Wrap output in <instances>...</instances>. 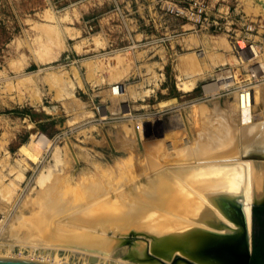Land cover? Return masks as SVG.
I'll return each mask as SVG.
<instances>
[{
  "label": "rangeland",
  "instance_id": "1",
  "mask_svg": "<svg viewBox=\"0 0 264 264\" xmlns=\"http://www.w3.org/2000/svg\"><path fill=\"white\" fill-rule=\"evenodd\" d=\"M250 45L255 56L246 51ZM244 85L251 91L245 110L241 106L246 99L239 97ZM256 126L264 132V0H0V250L9 249L15 258L44 257L49 264H141L123 259L129 238H137L148 242V254L167 264L176 256L185 260L186 253L172 248L194 246L215 233L212 228L220 230L212 227L218 222H206L219 210L208 198L227 194L199 195L193 189L194 201L206 198L210 208L205 221L186 214L178 217L179 227L157 232L125 218L138 209L132 194L141 200L147 194L143 189L138 193L136 186L157 171H167L165 166L168 171L189 168L190 154L192 162L206 157L220 165L257 169L264 163V144L247 133ZM186 158L188 164L183 163ZM133 181L138 184H128ZM83 191L90 203L81 202L87 198ZM115 191L122 198L132 196L133 203L127 196L117 200ZM60 199L70 201L67 215L54 212L55 202L67 201ZM119 200L129 204L122 205L129 215L120 212ZM93 201L130 223L112 220L122 224L116 231L110 214L99 209L97 225L105 215L111 219L109 227L103 223L107 228L95 226L96 234L86 223L92 218L89 211L98 209ZM79 203L89 204L80 209ZM52 212L57 220L74 224L70 232L93 231L95 238L113 241V247L103 250L101 245L33 234L37 218L49 229L56 225L44 218ZM73 224L61 223L59 230L65 233Z\"/></svg>",
  "mask_w": 264,
  "mask_h": 264
},
{
  "label": "bare ground",
  "instance_id": "2",
  "mask_svg": "<svg viewBox=\"0 0 264 264\" xmlns=\"http://www.w3.org/2000/svg\"><path fill=\"white\" fill-rule=\"evenodd\" d=\"M244 53H245V51H244ZM224 84V83H223ZM227 85V84H226ZM242 110V112H241V114L242 113H244L243 111L245 110H243V109H241ZM247 111V110H246ZM260 126V125H259ZM259 126H256L254 129H253V131L251 132V133H249V132H247L248 133V135L249 134H251V135H249V136H252V139H260V140H262L263 142H262V144H264V132H263V127H262V129H261V127H259ZM244 133L242 132V134H241V136L243 135ZM225 135V134H224ZM248 135H245V136H248ZM226 136V135H225ZM220 139H221V137H219ZM225 138V137H224ZM227 138V137H226ZM241 139H243V138H241ZM223 140V139H222ZM260 140H255L256 142L257 141H260ZM212 141H214V140H212ZM218 141H219V139H218ZM230 141V140H229ZM234 141H236V140H234ZM234 141H232L233 143H234ZM215 142H217V141H215ZM214 142V143H215ZM239 141L237 140V143H238ZM223 143H226L225 141L223 142ZM233 143H231V144H233ZM237 143L235 142V144L237 145ZM216 144V143H215ZM226 144H228V143H226ZM251 144V143H250ZM262 144H259V145H262ZM210 146H212L211 144H209ZM209 145H207V147L209 146ZM223 145V144H222ZM252 145V144H251ZM256 145H258V142L256 143ZM203 146H205V145H203ZM202 146V147H203ZM226 146V145H225ZM233 146H235L234 144H233ZM223 147V146H222ZM227 147V146H226ZM225 147V148H226ZM250 147V146H249ZM210 147H208V149H209ZM218 148V147H217ZM221 148V147H220ZM225 148H223V149H225ZM263 149H264V146L262 147ZM211 150H213V148H210ZM209 149V150H210ZM215 149V148H214ZM227 149H230L229 147H227ZM208 150V151H209ZM232 150V149H231ZM217 151V150H216ZM263 151V150H262ZM262 151H260L259 150V152H262ZM257 151H255V153H256ZM182 154H183V152H182ZM203 154V153H202ZM179 155H181V154H179ZM185 155H188V154H185ZM204 155V156H203ZM203 155H201L200 157H202L203 156V158L206 156L205 154H203ZM190 156H191V154L190 155H188L187 157H189L188 159H189V161L190 162H188V160H187V158L185 159V160H187L186 162H183V163H189L190 164V166H189V168H187V167H185V168H180V167H174V168H179V170H175V171H172V170H174V169H172L170 172L168 171V168H167V166H165L166 165V163H162L165 167H166V169H167V171L166 170H161L160 172H155V173H159L158 175H153L152 176V178L150 177V176H148V178H146V180L145 179H143V180H145V181H143V180H140V181H142V182H140L141 184H138V182L136 183H134V181L133 182H128V184H130V183H134V184H130V185H134V186H136L135 184H138V185H140L139 187H138V185L136 186V191L138 192V191H140V190H142L143 189V191L142 192H146L147 194L145 195V192L143 193L145 196H143V195H139V198L141 197V196H143L142 197V200H141V198L140 199H138V197L135 195H133L132 194V196H133V198H137L138 199V202H140V203H138L137 202V200H135V199H133L134 201H135V203H137L135 206H137V210H136V212L135 213H133L132 215H130V216H127V217H125L126 219H129V221L132 219V218H135V219H133L134 221H136L137 220V222H134V221H132V224H133V222L134 223H136V225H137V227H139V226H144V227H148L150 230H153V231H157V232H161V231H163V230H165V228H168V227H170V226H172V227H174V228H177V227H179V225H181L180 224V219L178 218L179 216H187V215H189L190 216V214H191V216L194 218L195 216H196V218H198L201 222L203 221H205V215H204V213L205 212H211L210 211V208H209V206H207V204H205V203H207V201L205 200V199H203L202 201V203L200 202V203H196V200L194 201V196L192 195V191H193V189L194 190H196L197 191V193L199 194V195H203V194H205L206 192H210V191H213L212 193H208V195L210 196V195H212V194H215V193H217L218 191L219 192H221V193H224V194H227L228 196H231L232 197V195H238V194H241V198H240V200L242 201V204H243V206H244V208L246 209V210H248V205L251 203V201H253V200H255V198H257L258 196H261L262 194H263V192H264V188H263V183H264V172L262 171V170H260V168H259V175H258V173L257 174H255V171L258 169V167H257V169H256V167H251V168H247L249 165L248 164H250L249 162H248V164H247V162H246V164L248 165V166H244V165H241L240 163H231V164H216V163H212V162H210V161H208L207 160V158L205 157V160L204 159H202V161H200L199 159V161L197 162V161H195L196 162V164L194 165V164H192V163H195V162H192L191 161V158H190ZM197 156H199V155H197ZM229 156H231V155H229ZM263 156V155H262ZM227 157V156H226ZM199 158V157H198ZM184 159V158H183ZM154 160V159H153ZM179 160V159H178ZM152 161V160H151ZM204 161L205 162H207L206 164H202L201 166H198V163L199 162H203L204 163ZM223 161H225V159H223ZM222 161V162H223ZM155 162H157L158 163V161H155ZM166 162V161H165ZM169 162H171V161H169ZM175 163L174 164H176L177 163V165H178V162H176V160L174 161ZM222 162H220V163H222ZM157 163H154V161H153V164H157ZM182 163V161H180L179 162V164H181ZM187 163V164H188ZM148 164H150V163H148ZM171 164V163H170ZM173 164V165H174ZM157 165H160V164H157ZM182 165V164H181ZM197 165V166H196ZM162 166V165H161ZM169 166V165H168ZM192 166V168H190ZM194 166H196L195 168H194ZM252 166H253V164H252ZM157 167H160V166H157ZM142 168H144L145 169V167H142ZM141 168V169H142ZM161 169H163V166H162V168ZM181 169H184L185 171H181ZM140 170V169H139ZM143 170V169H142ZM251 170V171H250ZM148 171H150V170H148ZM136 172H138V171H136ZM151 172V171H150ZM132 173H134V172H132ZM155 173H153V174H155ZM152 174V173H151ZM134 175H136L135 173H134ZM145 177H146V175H145ZM144 177V178H145ZM131 178V177H130ZM42 179V178H41ZM132 179H133V176H132ZM142 179V178H141ZM148 179V180H147ZM91 180V179H90ZM93 180H95V179H93ZM137 181H139V180H137ZM111 183V182H110ZM113 184V183H112ZM128 184H126L127 186H128ZM99 185V184H98ZM122 185H125V184H122ZM122 185H121V188H122ZM125 185V186H126ZM129 185V188L128 189H130V188H134V186H130ZM126 186V187H127ZM113 187V186H112ZM137 187L138 188H140V189H137ZM70 188H72V187H70ZM110 188V187H109ZM117 187H115L114 189H116ZM125 188V187H124ZM123 188V189H124ZM66 189V188H65ZM89 189H91V190H93V187L92 188H89ZM111 189V188H110ZM127 188H125V190H126ZM87 190V189H86ZM101 190V189H100ZM134 190V189H133ZM134 190V192H136ZM73 191V189L71 190V192ZM81 191V190H80ZM85 191V190H84ZM83 191V194H85L86 196H87V198H85V200H82V199H79L82 203H84V202H86V201H89L90 200V195H87V192H84ZM102 192H103V190H101ZM121 192H123V190H120ZM120 191H118L119 193H121ZM191 191V192H190ZM73 192H77V191H73ZM89 192V191H88ZM92 192H94V191H92ZM99 192V191H98ZM111 192V191H110ZM116 193V191L113 193V197H115L114 196V194H116V199L118 200V199H121L122 198V196H120L121 194H119V193ZM125 192V191H124ZM127 192V191H126ZM125 192V193H126ZM104 193V192H103ZM138 193H140V192H138ZM138 193H136L137 195H138ZM43 194V193H42ZM96 194H97V192H96ZM102 194V193H101ZM117 194H119V197H118V195ZM128 194H130L129 192H128ZM207 194V193H206ZM72 195V194H71ZM74 195V194H73ZM123 195V194H122ZM84 195H82V197H83ZM98 197H100L99 195H97ZM96 195H92V198H94V197H97ZM104 196H106V195H104ZM104 196H102V197H104ZM112 199H113V197L111 196V195H109ZM109 196H108V200H109ZM126 196L129 198V195H127V193H126ZM126 196H123V198L125 197V201H126ZM131 196V197H132ZM82 197H80V198H82ZM97 197V198H98ZM130 197V198H131ZM65 198V197H64ZM83 198V199H84ZM105 198V197H104ZM122 198V199H123ZM127 198V199H128ZM130 198L128 199V200H130ZM208 198V197H207ZM87 199V200H86ZM111 199V200H112ZM116 199H115V201L114 200H112L113 201V203H112V206H113V204L115 203H118V202H116ZM211 197L210 198H208V201H209V203H211ZM61 200H64V201H66V203L64 202V201H62V202H64L63 204H56V202L54 203L55 205V213H58V214H65V210L68 208V205H69V203L68 202H70L68 199H60V200H58L59 202H61ZM93 200V199H92ZM91 200V201H92ZM101 201V203H102V200L104 201V199H100ZM107 200V201H108ZM124 200H122V201H120L119 203L121 204V202H122V204H121V206L123 205L125 208H129V207H126V206H128L129 204L128 203H126V202H124ZM127 200V202H129ZM132 200V199H131ZM130 200V201H131ZM57 201V200H56ZM98 201H99V199H98ZM106 201V200H105ZM112 201H110V202H112ZM61 202V203H62ZM75 203L76 202H79V201H74ZM110 202H109V204H110ZM132 203H133V201H131ZM51 203V202H50ZM72 203V202H71ZM87 203V202H86ZM83 204V205H88L89 203H90V201H89V203L88 204ZM93 203H94V205H95V207H96V204H97V206H98V204H99V202H97L96 203V201H93ZM104 203V202H103ZM49 204V202L46 204V205H48ZM77 204V203H76ZM72 205V206H74V207H76L77 205ZM80 204L81 203H79V207H81L80 209H82L83 208V205H81L80 206ZM105 204V203H104ZM131 204V203H130ZM50 205V204H49ZM57 205V206H56ZM92 205L93 204H91V207H92ZM101 205H103V204H101ZM101 205H99V206H101ZM117 206H118V208L119 209H121V207L118 205V204H116ZM115 205V206H116ZM210 205V204H209ZM51 206H52V204H51ZM71 206V207H72ZM84 206V208L85 209H88L90 206H87V207H85ZM104 206H107L108 207V205H104ZM112 206H110L109 207V209L111 208V210H112ZM116 206V207H117ZM122 206V207H123ZM211 206V205H210ZM213 206V205H212ZM70 206H69V208H71ZM73 207V208H74ZM94 207V206H93ZM102 207V206H101ZM101 207H96V208H98L97 210L96 209H94L93 208V210H91V211H89V212H92L91 213V216H88V217H92L91 219L90 218H87L88 220L86 221V223H88L89 222V224H87V226L89 225L90 227L89 228H91V227H93L92 229H94L95 228V226H96V228L98 229V227L100 228V226L103 228V226L105 227L107 224H109V219H111V218H107L106 219V217H107V215H105V219H103V217L101 218V220H104L103 222H101V224L103 225V223H105L103 226L102 225H100L99 223V225H97V221H99L100 219H97V216H98V213H100L101 212V210H102V208ZM123 207V209H125ZM131 207H132V205H131ZM72 208V209H73ZM103 208H105V207H103ZM133 208V207H132ZM132 208H130V209H132ZM135 208V207H134ZM193 208V209H192ZM80 209H77V210H79V211H81ZM99 209H101L100 211H99ZM108 209V208H107ZM108 209V210H109ZM114 209H116V208H114ZM123 209L122 210H120V212H122V214H124L125 213V211L127 212L128 211V209H125L124 211H123ZM129 209V210H130ZM190 209H192V210H190ZM70 211H71V209H69ZM68 209L66 210V212H68L69 211ZM104 210H106V209H104ZM110 210V211H111ZM116 210H118V209H116ZM217 210V209H216ZM85 211L86 210H82L81 212H83V214L85 213ZM131 211H133L134 212V209L133 210H131ZM130 211V212H131ZM22 212V211H21ZM54 212H52V213H50V216H51V214L53 215V213ZM103 212H104V214H110L109 216H111L112 217V219H111V225H113V224H115V223H113L114 221H117L118 220V222H120L121 220H124L125 218H121V220L120 219H118V217L120 216V214L118 213V217H115V216H117L116 215V213H115V211L113 210V211H111V213L109 212V213H107V212H105V211H103L102 210V214H103ZM124 212V213H123ZM215 212V211H214ZM39 213V212H38ZM73 213V212H72ZM19 214V213H18ZM18 214L17 215H15V216H18ZM36 215H37V213H35ZM68 214V213H67ZM67 214H65V215H67ZM83 214H81V216L82 217H80V218H82V220H83ZM89 214V213H88ZM130 214V213H129ZM128 214V212H127V214H124L123 216H126V215H129ZM187 214V215H186ZM216 215H214V216H212L211 217V219L209 220V219H206L207 221L206 222H212V223H215V221L216 222H218L219 221V219L221 220V222H223V223H225L226 225H227V227H232V226H234L219 210H217V213H215ZM35 215V216H36ZM73 215H74V213H73ZM76 215H77V213H76ZM74 216V217H79V216ZM78 215H80V214H78ZM84 215H86V213L84 214ZM90 215V214H89ZM35 216H34V218H33V220H35ZM49 215H48V213H46L45 215H44V218L46 219V220H49L50 218L51 219H53V221L52 220H50V221H52V225L53 224H55L56 223V225H53V227L51 228V229H49V227L47 226L48 224L46 223V222H43L44 220H42L41 222H40V218H37L38 220L36 221V222H34V223H37L38 222V224H35V227L33 226V222H31L32 223V225H31V229L33 230V234H38L39 235V237L41 238V237H44L43 239H45V240H50V239H52L53 241H55V239L57 240V239H60V241L62 242V241H65L66 240V242L68 243L69 241L73 244V242L74 241H76V242H79V243H83V244H88L90 247H94L95 246V244L97 245V246H99V245H101L99 248H102V247H105L103 250H105V249H110V248H112L113 247V241H111V240H107V241H105V238H103L102 236H100V238L99 239H97L98 238V236H96L97 238H95V235H92V233H93V231L91 232V233H87V230L85 231H83L82 232V230L81 231H74V232H70L69 230H71V231H73L74 230V224H73V226H71V228L72 229H70V228H62L63 229V231L65 230V229H67V231H69V232H67V231H64L65 233H63L61 230H59L61 227L60 226H58V225H60L61 223L63 224L62 226L63 227H65L64 225H66V224H69V225H72L71 224V221L70 220H68L67 218H60V221H59V218H58V220H57V217H56V215H53V217H55V219L51 216L50 217ZM248 216V215H247ZM65 217H67V216H65ZM72 217V216H71ZM87 217V216H86ZM85 217V218H86ZM96 217V218H95ZM100 217V216H99ZM121 217V216H120ZM119 217V218H120ZM200 217V218H199ZM16 217H14V219L13 220H16L15 219ZM68 218H70V217H68ZM137 218V219H136ZM219 218V219H218ZM41 219H43V218H41ZM70 219H72V218H70ZM116 219V220H115ZM45 220V221H46ZM84 220H86V219H84ZM112 220H113V222H112ZM28 221H31V220H28ZM55 221V223H53ZM73 222L75 221L76 222V218L74 219V220H72ZM106 221V222H105ZM107 221H108V223H107ZM13 222H15V221H13ZM27 222V221H26ZM25 222V224L26 225H28L27 223ZM40 222V223H39ZM74 222V223H75ZM118 222H116V224L114 225V226H116V231H117V229L118 228H121V225L122 224H118ZM124 222H125V220H124ZM123 221H122V223H124ZM127 222V221H126ZM125 222V223H126ZM219 223V225H221V226H224L225 224H222V223ZM79 223V222H78ZM81 223V225H85L86 223H84V222H80ZM79 223V224H80ZM128 224L130 223V222H127ZM14 224V223H13ZM23 224V223H22ZM43 224V225H42ZM46 224V227H43L44 225ZM110 224L109 225H107L108 227L110 226ZM151 224V225H150ZM26 225H23V226H26ZM30 225V224H29ZM28 225V226H29ZM22 226V227H23ZM67 227H68V225H66ZM107 226H106V228H107ZM118 226V227H117ZM16 226H14L13 227V230H16V228H15ZM18 227V226H17ZM21 227V228H22ZM30 227V226H29ZM43 227V228H42ZM70 227V226H69ZM80 227V226H79ZM83 227H85V228H87V229H89L88 227H86V226H83ZM82 227V228H83ZM125 226H124V224H123V228H124ZM136 227V228H137ZM208 227V226H207ZM213 227V226H212ZM15 228V229H14ZM26 228H28L27 226H26ZM94 229L95 231L94 232H96L97 231V229ZM128 228V226L126 227V229ZM215 228H218V225L215 227ZM30 229V228H29ZM69 229V230H68ZM81 229V228H80ZM80 229H78V230H80ZM173 229V228H172ZM118 230H120V229H118ZM122 230V229H121ZM212 230L214 231L215 230V232H222L221 230H217V229H213L212 228ZM227 230H228V228H227ZM61 231V233H59ZM91 231V230H90ZM89 230H88V232H90ZM102 230L100 229V232H101ZM224 231H226V230H224ZM30 232H32V231H30ZM165 232V231H164ZM2 233V232H1ZM7 233V232H6ZM5 233V234H6ZM9 233L10 234H13L14 232L12 231V233H11V231H9ZM4 233H3V235H5ZM10 234H8V235H10ZM94 234V233H93ZM96 234H97V232H96ZM100 234H102V232L100 233ZM2 236V235H1ZM32 236V235H31ZM94 236V237H93ZM39 237H37V238H39ZM157 237V236H156ZM102 238V239H101ZM205 238H207V237H205L204 236V238H201V239H199L196 243H195V245L196 246H198L199 244H200V242H203L204 240H206ZM3 239V237L1 238V240ZM0 240V241H1ZM51 240V241H52ZM73 241V242H72ZM158 241V240H157ZM65 242V243H66ZM1 243V242H0ZM4 243V242H3ZM2 243V244H3ZM63 243V242H62ZM5 244V243H4ZM51 244V243H50ZM53 244H55V243H53ZM75 244V243H74ZM90 244H92V245H94V246H91ZM24 245H26V244H24ZM80 245V244H79ZM5 246V245H4ZM6 246H7V244H6ZM32 246V245H31ZM84 246H86V245H84ZM2 247V246H1ZM86 247H88V246H86ZM7 248H8V246H7ZM10 248V247H9ZM50 249V248H49ZM71 249V248H70ZM73 250V249H72ZM75 250V249H74ZM48 250L46 249V251L45 252H47ZM50 251H51V249H50ZM4 252V253H3ZM6 252V253H5ZM71 252V251H70ZM82 252V251H81ZM84 252V251H83ZM87 251H85V253H86ZM178 252V251H177ZM3 253V254H2ZM9 249L8 250H4V251H2V250H0V257H10L11 255H9ZM48 253V252H47ZM72 253V252H71ZM88 253L89 252H87L86 254H87V256H88ZM91 254V253H90ZM94 254V253H93ZM93 254H91V256H93ZM98 255V254H97ZM97 255H95L97 258H98V256ZM85 256V255H84ZM90 256V257H91ZM94 256V257H95ZM11 257H14V256H11ZM95 257V258H96ZM100 258H101V256H99ZM86 258V257H85ZM93 259V258H92ZM40 262H44V263H46V262H48L47 260H46V258H42V260H40ZM96 262H97V260H96ZM130 262H128V261H122V264H129Z\"/></svg>",
  "mask_w": 264,
  "mask_h": 264
},
{
  "label": "water",
  "instance_id": "3",
  "mask_svg": "<svg viewBox=\"0 0 264 264\" xmlns=\"http://www.w3.org/2000/svg\"><path fill=\"white\" fill-rule=\"evenodd\" d=\"M259 168L264 172V163H261ZM240 198L241 194L232 195V197L228 195H215V197L212 198L215 207L239 227L234 233L225 235L217 233L209 234V238H205L206 240L200 242L198 246L194 245L185 247L182 244L176 247L174 246V248H172L174 251H183L188 256L184 257L185 260L176 256L171 264H223L221 261L226 257L224 249L227 247L228 249L236 248V246L239 247L240 238L243 237V235L250 241L252 209L254 206H264V192L261 196H258L255 200L251 201L248 205V210L244 208ZM256 226L258 227V232L264 231V223L256 224ZM222 245L226 246L223 247ZM249 258V253L247 255L245 254V257H243V261H241L240 264H248ZM123 259L132 260L141 264H167L148 254V242L137 238H129V248ZM0 264L49 263L15 257H0Z\"/></svg>",
  "mask_w": 264,
  "mask_h": 264
},
{
  "label": "flooded vegetation",
  "instance_id": "4",
  "mask_svg": "<svg viewBox=\"0 0 264 264\" xmlns=\"http://www.w3.org/2000/svg\"><path fill=\"white\" fill-rule=\"evenodd\" d=\"M255 207H258V206H255ZM255 207H253V209H252V227H251L250 241L248 239H246V236L243 235V237L240 238V242H239L240 246L239 247L236 246V248H232V249H228V247H227L226 249H224V251H225L224 254L226 255V257H224L221 261V262H223V264H240L241 261H243V257H245V254L247 255L248 253L250 256L248 264H250V261H251L252 255H253V251H254V246L259 244V240L263 237V232H264V231L258 232V230H257L258 227L256 226V224L264 223V212L257 210L256 211L257 213L255 214V211H254ZM261 207H264V206H261ZM225 217L234 226H232V227H227L226 225L221 226V225H219V223L221 221H218V223L214 224L215 226L213 225V227H216V225H218V229H220L222 232H219V233L215 232V233L222 234V235L231 234V233H234L236 231V229L239 228L231 219H229L227 216H225ZM209 224L212 225L213 223L209 222ZM227 228H228V230H227ZM224 230H226V231H224ZM210 234H212V233H210ZM222 246L225 247L226 245H222Z\"/></svg>",
  "mask_w": 264,
  "mask_h": 264
},
{
  "label": "trees",
  "instance_id": "5",
  "mask_svg": "<svg viewBox=\"0 0 264 264\" xmlns=\"http://www.w3.org/2000/svg\"><path fill=\"white\" fill-rule=\"evenodd\" d=\"M260 210L264 212V207L258 206L254 208L255 214L256 211ZM250 264H264V232L263 237L259 240V244L254 246L253 255L250 261Z\"/></svg>",
  "mask_w": 264,
  "mask_h": 264
},
{
  "label": "built area",
  "instance_id": "6",
  "mask_svg": "<svg viewBox=\"0 0 264 264\" xmlns=\"http://www.w3.org/2000/svg\"><path fill=\"white\" fill-rule=\"evenodd\" d=\"M246 51H250V54L252 53L254 56L256 55V52H255V50L253 49V46H252V45H250V46L247 48ZM241 88H242V89H241L242 91L240 90L239 97L242 99V97L244 96V98L246 99V106L242 105L241 108L246 109V108H249V107H250V103L248 102V100H249V96H250L249 93H251V91H250V88L247 87L246 85H244V86L241 87ZM121 91H122V89L120 90V92H121ZM241 96H242V97H241Z\"/></svg>",
  "mask_w": 264,
  "mask_h": 264
}]
</instances>
